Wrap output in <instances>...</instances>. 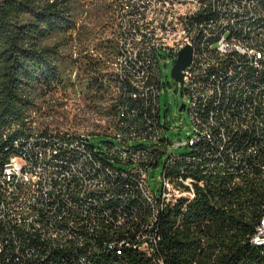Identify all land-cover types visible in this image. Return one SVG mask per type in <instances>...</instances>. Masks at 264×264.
Segmentation results:
<instances>
[{
  "label": "built area",
  "instance_id": "built-area-1",
  "mask_svg": "<svg viewBox=\"0 0 264 264\" xmlns=\"http://www.w3.org/2000/svg\"><path fill=\"white\" fill-rule=\"evenodd\" d=\"M258 0H210V4L189 3L181 0L189 6L188 20L192 28L205 26L206 32H211V39L200 40L205 42V50H212L217 54V62L207 63L205 53H199L198 63H188L181 71V87L186 97V107L190 120L200 121V130L194 131L193 135L183 142H175L174 145L164 138L163 125L160 115L157 114L159 104L160 70L157 64V54L167 53L174 58V50L182 49V45H189V39L185 44H174L178 27H169V13L167 5L166 20L157 22L154 29L159 30V37H152L151 32H140L137 23L127 19L126 6L133 9L154 8L153 0H127V5H119V0L114 5V24L116 20L124 21V28L116 31V51L114 64H109L111 74L120 75V68H128L129 74L136 73V67L128 65L126 60L127 51H134L140 56L147 58L148 74L145 81L139 87H132L136 91V98H127L126 103L140 100L148 108L150 118L147 115L142 118L153 119L155 132H148L147 127L141 125L137 112L134 109L132 116H125L118 112L115 124H110L107 133L112 135L116 144H111L105 149L94 147L88 143L86 132L81 131H52L46 133L30 132L18 137H30V144H22L31 149L30 157H21L20 154L12 153L3 164L0 171V264H25V251L38 248L39 242H46V254H39V264H47V259L68 260V264H82L78 258V249H90L103 255V247L122 246L121 239L114 238L113 233L84 232L83 229H75V220L83 218V214H93L95 220L106 221L107 214L115 217H127L116 208H103V201H90L89 189H86V203L76 200L75 182H70L67 174H60L59 166L46 165V157L56 153H76L83 155V150L97 151V158L86 161V168L92 170L97 177V190L110 188V195H115V187H129L131 195V177L142 179L143 191L153 193L146 185L147 170L155 163L158 155L150 154V146H159L163 151V161L167 148L187 146L188 154H204V162L193 163L197 167V175H189V168L180 166L176 174H172V180H189L202 187L203 182L196 180L198 176L211 175V172L229 173L233 182H238L241 177L253 180H264V169H261V157H264V142L259 138L257 129V141L259 151H248L244 147L245 128L256 126L257 119H249L248 106L252 98L263 100L264 109V54L256 52V44H264V29L262 24L255 26L231 25V16L236 13H246L245 4L254 5V15L264 19V14H257L256 4ZM231 3H243V10H231ZM212 5H220L223 9L222 19H214ZM211 12V19L206 21H194V14ZM118 34H132V47H126V53H119ZM206 69H220L227 74L230 71H239V82L229 85L223 81H217L209 77L206 81H198V72ZM128 75H122L124 81H128ZM112 91V88H111ZM243 91V102L238 108L231 111H222V100H216V92L228 93ZM124 94V93H123ZM199 95H208V103L199 105ZM116 97V95H115ZM220 101V109L210 111V102ZM191 102H198V111H190ZM236 110H244L246 122L237 124L234 122ZM117 118L120 121H117ZM205 121L214 122V135H206L202 132V124ZM219 125H227V132H219ZM98 134V133H97ZM47 135L56 137L54 148L33 146V137ZM205 136L204 147H197V137ZM18 137L15 139L18 141ZM231 137H240V152L242 159H234L229 152ZM147 139L152 144L130 145V141ZM162 140V143H160ZM69 142H78L79 150H70ZM219 148H226V156H219L218 163L210 162V154L219 155ZM144 155V162L139 163V168H132L135 156ZM117 160L130 165L127 169H118L112 162ZM162 161V162H163ZM100 166H110L114 172V179L102 178L99 174ZM79 181H83L80 179ZM160 185H164L161 184ZM168 186V203H161L155 199V208L160 205H174V197L186 195L185 192L172 191ZM48 194H56V203H48ZM128 195H122L127 197ZM104 200V199H103ZM44 210H51V217H44ZM150 224L145 233L147 248L152 253L150 264H160V257L155 256L157 243H149V235L154 228ZM63 226H71V233H63ZM15 233L14 249L6 248V236ZM257 237H264V230L257 232ZM137 242V241H134Z\"/></svg>",
  "mask_w": 264,
  "mask_h": 264
},
{
  "label": "trees",
  "instance_id": "trees-1",
  "mask_svg": "<svg viewBox=\"0 0 264 264\" xmlns=\"http://www.w3.org/2000/svg\"><path fill=\"white\" fill-rule=\"evenodd\" d=\"M104 1L0 0V171L14 152L12 145L18 136L58 130L67 117L59 110L67 95L58 100L56 94L58 88L65 90L73 84V69L79 80V96L84 100L82 109L115 124L119 100L111 91L115 78L105 65L116 51V0ZM109 9L113 13L109 15L112 38L88 47L85 38L101 29ZM90 20L96 22L92 28L88 26ZM128 107L136 110L141 122L142 116H151L140 100L129 102ZM98 134L109 135L106 131ZM163 154L159 149L151 166L160 160L162 166ZM183 165L175 161L168 173L176 174ZM196 180L203 182L196 198L179 200L157 214L155 256L163 258L164 264H264V244L250 242L254 226L264 215V180L243 176L233 182L231 177L213 175ZM124 200L128 205L139 202L133 195ZM141 254L126 249L121 256L105 254L101 263L150 264L151 260Z\"/></svg>",
  "mask_w": 264,
  "mask_h": 264
},
{
  "label": "bare ground",
  "instance_id": "bare-ground-1",
  "mask_svg": "<svg viewBox=\"0 0 264 264\" xmlns=\"http://www.w3.org/2000/svg\"><path fill=\"white\" fill-rule=\"evenodd\" d=\"M184 1L210 4V0ZM153 3L154 8H148L146 11L144 9H133V6H126L127 19L132 23H137V30H140V32H151L152 37H159V30L154 28H156L157 22L166 20L164 5H167V11H174L176 4L175 13H169V27L181 28L176 31L174 44H185L189 39V45H182V49L187 46L191 48L190 63H198L199 53H205L207 63L217 62V54H214L212 50H205V42H199L200 40L211 39V32H206L205 26H198L197 29L192 28L188 20V4L181 2V0H153ZM119 5H127V0H119ZM231 10H243V3H231ZM245 12L232 15L231 25H242L244 23L247 26H255L262 24V29H264V19L259 17V15H254L253 4H245ZM256 12L257 14H264V0L257 1ZM212 13H214V19H222L223 17V9H220V5H212ZM206 19H211V12L194 14V21H206ZM115 22V28H117V31H121V28H124V21L116 20ZM118 42L120 43L119 53H126V47H132L133 36L132 34H118ZM182 49L174 50V58H177V54ZM256 52L264 54V44H256ZM126 60L128 65L136 67V73L139 74L128 75V68H120V75L113 74L115 78L114 90L119 100L118 112L125 114V116H132L134 109L129 110L128 103L125 102L126 96L127 98H136V91L132 87H139L144 84L145 74H148V66L147 58L140 56V54L134 51H127ZM111 64H114V58ZM122 75H128V81H124ZM209 77H214L217 81H223L229 85H236L239 82V71H230L227 74L220 71V69H206V71L198 72V81H206ZM216 100H222V111H231L242 104L243 91L228 93L227 98H225V92H216ZM206 103H208V95H199V105H206ZM262 107L263 100H260V98H252L248 106L249 119H257V116H259V122H256V126L245 128L244 147H248V151H259L257 129H259V138L264 142V109ZM218 109H220V101H211L210 111H217ZM190 111H198V102H191ZM159 112V104H157V114H160ZM191 121L194 131L200 130V121ZM234 122L237 124H244L246 122L244 110H236ZM141 125L147 127L148 132H155V122H153V119L144 118ZM202 132H205L206 135H214V122L205 121L202 124ZM219 132H227V125H219ZM22 144H30V137H18V141L14 140L12 145L13 153L20 154L21 157H30L31 149H27ZM205 144L206 137L198 136L197 147H204ZM55 145V136L38 135L33 137V146L54 148ZM69 149L79 150V143L69 142ZM158 150L159 146H150L151 155H158ZM170 150L171 148L166 149L161 166L159 177L161 184L164 185H161L159 196L143 191L142 179L131 177V195L139 199L138 204L135 205H128V202L126 203L124 200L126 197L122 196L129 194V187H115V195L108 196L106 199L105 195H110V188L97 190V177L92 170L86 168V161H92V158H97V151L83 150V155L76 153L50 154V157H46V165L59 166L60 174H67L68 180L75 182L76 200H79V203H86V189H89L90 201H103V208L113 207L121 210L124 214H129L127 217H115L114 214H107L106 221L95 220V222L93 214H83V218L75 220V229H83L84 232L109 231V233L114 234V238L121 239L122 246L103 247V255L121 256L124 250L130 249L142 253L152 262V253L146 244H144L145 233L151 223H154V221L156 223L157 214L168 208V205H160V208H155V199H158L161 203H168L167 185H170L172 191L185 192L187 195H177L174 197V204L182 199L190 202L196 198V190L200 187L193 181L172 180L171 174L168 172L173 167L175 161H180L184 164L183 168H189L190 175H197V167H193V163L204 162V154H188L187 160V153L173 155L170 153ZM229 152H231L232 158L242 159L240 137L230 138ZM219 156H226V148H219V155L210 154V162L218 163ZM143 162L144 155L135 156V161H132V168H139V163ZM261 169H264V157H261ZM99 174L102 178L114 179V172H112L110 166H100ZM211 175L223 178L231 177L229 173L211 172ZM80 179L83 181H79ZM48 203H56V194H48ZM125 204L128 206H124ZM44 217H51V210H44ZM259 219L257 225L254 226V233L250 238V242L258 246L264 244V237H257V232L264 230V215L262 214V217ZM153 230L155 229L153 228ZM153 230L151 231V235H149V243H157L158 241L157 235ZM63 233H71V226H63ZM14 246L15 233H8V236H6V248L14 249ZM46 252V242H39L38 248H31V251H25V264H39V254H46ZM102 257L100 253L92 252L90 249H78V258L81 259L82 264H102ZM162 259L160 258V264L165 263ZM47 264H57V259H47ZM59 264H68V260H59ZM104 264L115 263L106 262Z\"/></svg>",
  "mask_w": 264,
  "mask_h": 264
},
{
  "label": "rangeland",
  "instance_id": "rangeland-1",
  "mask_svg": "<svg viewBox=\"0 0 264 264\" xmlns=\"http://www.w3.org/2000/svg\"><path fill=\"white\" fill-rule=\"evenodd\" d=\"M110 0H105L104 2H109ZM117 1V0H116ZM112 8V7H111ZM111 9H109V13L103 16V21L101 22V29L96 31L87 38H85V43L88 47L92 43L99 42L100 40H108L111 37L110 34V26L111 20L109 19V15ZM113 14V13H112ZM114 18V16H113ZM96 24L95 21L90 20L88 23L89 28H92ZM114 36H115V24H114ZM89 53L95 55V52L89 50ZM74 56L76 53H73ZM99 56V55H98ZM106 59L102 58V60ZM107 62L105 65V70L110 72L111 67ZM157 64L160 70V87H159V115L161 118V122L163 125V136L166 138L170 144L174 145L175 142H183L190 138L194 133V126L192 121L190 120L186 107L182 110H179V106L182 103L186 102V97L183 95L182 87L180 82L173 79L171 76V68L173 66V59L165 52H159L157 54ZM76 70L70 74V82L73 84H69L65 90L59 89L57 91L56 96L59 98L62 97V94H66V101L63 107H59V110H63L66 112V118L63 119V123L58 126L57 131H81L86 132L90 136H88V143L94 147L105 149L109 144H116L114 138L112 136L106 134H97L99 132H104L109 129L110 124L107 123L106 120L100 114L90 113L84 108V100L81 96H79V87H78V78L75 76ZM112 88V93L114 96L116 92L114 90V86ZM117 97V95H116ZM60 102V101H59ZM61 120V117H58ZM56 131V130H54ZM130 145L136 144H152V141L147 139L130 141ZM190 151V148L187 146H175L171 147L170 153L173 155L185 154ZM112 164L118 169L128 168L127 165H122L116 162H112ZM160 172H161V160L159 161L157 166H151L147 170V178L146 185L149 189L156 195H160L161 189V181H160Z\"/></svg>",
  "mask_w": 264,
  "mask_h": 264
},
{
  "label": "water",
  "instance_id": "water-1",
  "mask_svg": "<svg viewBox=\"0 0 264 264\" xmlns=\"http://www.w3.org/2000/svg\"><path fill=\"white\" fill-rule=\"evenodd\" d=\"M191 48L189 46L182 49L178 54L177 58L173 62V66L171 68V76L174 80L181 83L182 74L181 71L188 65L190 61ZM184 109V104L182 103L179 106V110Z\"/></svg>",
  "mask_w": 264,
  "mask_h": 264
}]
</instances>
